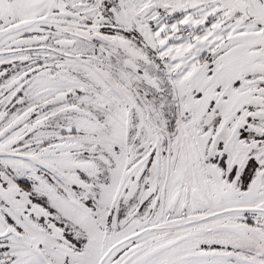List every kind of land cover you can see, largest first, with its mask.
Instances as JSON below:
<instances>
[{
  "label": "snow or ice",
  "instance_id": "snow-or-ice-1",
  "mask_svg": "<svg viewBox=\"0 0 264 264\" xmlns=\"http://www.w3.org/2000/svg\"><path fill=\"white\" fill-rule=\"evenodd\" d=\"M0 264H264V0H0Z\"/></svg>",
  "mask_w": 264,
  "mask_h": 264
}]
</instances>
